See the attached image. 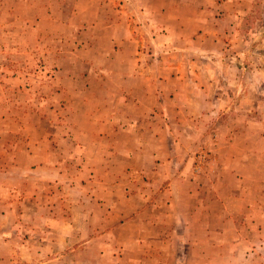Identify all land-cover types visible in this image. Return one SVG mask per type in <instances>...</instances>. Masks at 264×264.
<instances>
[{"label":"rangeland","instance_id":"rangeland-1","mask_svg":"<svg viewBox=\"0 0 264 264\" xmlns=\"http://www.w3.org/2000/svg\"><path fill=\"white\" fill-rule=\"evenodd\" d=\"M222 1L0 0V264H42L61 254L68 255L61 264H95L72 257L88 249L59 241L75 237L83 214L85 224L93 214L82 195L90 186L73 171L82 147L57 137L62 124L92 128L87 113L99 101L105 108L119 97L143 101L149 109L137 122L171 127L168 138L183 144L178 127L217 146L228 142L215 150L201 141L192 151L201 173L221 174L210 157L231 150L259 153L264 165V0ZM170 63L178 67L166 69ZM87 130L85 138L99 141ZM159 135L120 133L115 156L139 152L140 142L142 152L158 153Z\"/></svg>","mask_w":264,"mask_h":264},{"label":"crops","instance_id":"crops-1","mask_svg":"<svg viewBox=\"0 0 264 264\" xmlns=\"http://www.w3.org/2000/svg\"><path fill=\"white\" fill-rule=\"evenodd\" d=\"M232 2L223 0L220 4ZM241 3L239 0V5ZM187 17L188 23L196 25L199 22L196 16ZM183 19L181 16L179 21ZM177 67L170 63L166 69ZM76 97L71 96L73 100ZM159 97L174 99L168 94L166 97L159 94ZM119 98L115 106L107 105L106 108L99 101L95 112L87 113L93 124L87 129L99 134V141L85 138L90 131L79 129L76 123V127L73 123L60 127L57 138L71 137L77 148L82 147V159L73 171L77 177L83 180L85 177L83 188L90 186L82 195L91 201L89 213L93 214L85 224L84 213L81 222L74 227L75 237H61V245L70 244L72 251L88 249L86 254L72 257L92 260L95 264L98 261L101 264H264V165L259 160L261 155L253 153L250 158L245 154L241 156L238 150H231L224 157L208 155L209 165L216 166L221 174L201 173L194 167L192 151H196L201 141L205 147L215 150L228 142H220L217 146V139H209L208 135L195 138V134L181 127L175 132L183 134L188 140L186 144L169 139L167 134L171 127L142 126L137 122L147 116L146 103L124 98L119 101ZM156 103L152 108L155 109ZM258 127L257 134H263L264 130L260 132L263 126ZM142 131L161 134L159 154L142 152L141 148L147 146L140 142L139 152L115 156L113 149L120 133L130 136ZM162 133H166L164 142ZM94 147L99 148L98 153L88 155L86 149ZM117 158L122 164L118 173L113 168ZM88 225L97 228V232L85 238L81 232ZM66 256L61 254L45 263L60 260L61 264Z\"/></svg>","mask_w":264,"mask_h":264}]
</instances>
